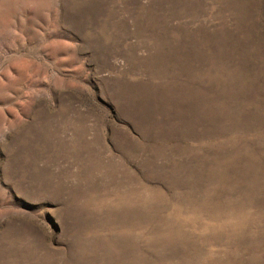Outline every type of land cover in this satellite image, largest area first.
Wrapping results in <instances>:
<instances>
[{
  "label": "rangeland",
  "instance_id": "rangeland-1",
  "mask_svg": "<svg viewBox=\"0 0 264 264\" xmlns=\"http://www.w3.org/2000/svg\"><path fill=\"white\" fill-rule=\"evenodd\" d=\"M0 264H264V0H0Z\"/></svg>",
  "mask_w": 264,
  "mask_h": 264
}]
</instances>
